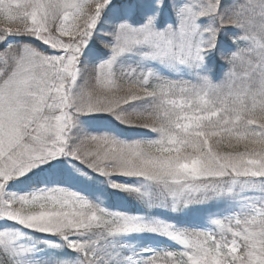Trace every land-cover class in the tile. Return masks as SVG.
Returning <instances> with one entry per match:
<instances>
[{
	"label": "snow or ice",
	"instance_id": "obj_1",
	"mask_svg": "<svg viewBox=\"0 0 264 264\" xmlns=\"http://www.w3.org/2000/svg\"><path fill=\"white\" fill-rule=\"evenodd\" d=\"M0 264H264V0H0Z\"/></svg>",
	"mask_w": 264,
	"mask_h": 264
}]
</instances>
